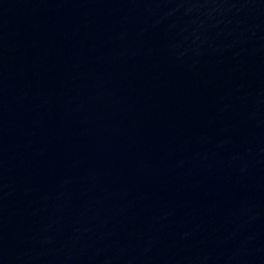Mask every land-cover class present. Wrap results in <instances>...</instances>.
Returning <instances> with one entry per match:
<instances>
[{"label":"water","instance_id":"1","mask_svg":"<svg viewBox=\"0 0 264 264\" xmlns=\"http://www.w3.org/2000/svg\"><path fill=\"white\" fill-rule=\"evenodd\" d=\"M0 264H264V0H0Z\"/></svg>","mask_w":264,"mask_h":264}]
</instances>
